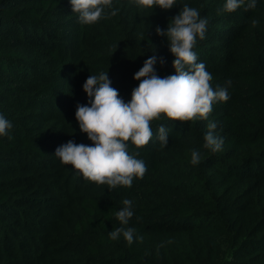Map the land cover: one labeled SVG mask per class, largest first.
<instances>
[{
	"label": "trees",
	"instance_id": "trees-1",
	"mask_svg": "<svg viewBox=\"0 0 264 264\" xmlns=\"http://www.w3.org/2000/svg\"><path fill=\"white\" fill-rule=\"evenodd\" d=\"M225 3L176 0L165 11L113 0L85 25L69 0H0V115L12 124L0 136V264H264V0L231 13ZM185 4L208 20L193 51L229 99L206 120L154 121L144 148L129 143L147 168L130 188L86 181L55 156L70 140L92 145L75 118L77 106H90L84 83L107 73L128 103L153 54L156 75H174L156 29L166 32ZM209 122L224 141L216 153L203 148ZM124 199L132 201L123 226L135 230L130 245L109 236L122 227Z\"/></svg>",
	"mask_w": 264,
	"mask_h": 264
},
{
	"label": "clouds",
	"instance_id": "clouds-1",
	"mask_svg": "<svg viewBox=\"0 0 264 264\" xmlns=\"http://www.w3.org/2000/svg\"><path fill=\"white\" fill-rule=\"evenodd\" d=\"M72 13L78 14L79 21L85 25L95 24L102 18L106 8H111L113 0H69ZM146 9L155 7L169 10L176 0H135ZM246 5L247 9L256 6V0H226L223 11L231 13ZM116 11L110 13L115 16ZM253 26L257 24L252 21ZM208 20L201 18L200 12L185 4L169 22L166 32L156 29L158 36L166 37L168 48L174 60V75L161 78L155 73L157 56L153 54L133 79L140 81L131 93V100L125 103L117 89L111 86L107 73L98 77L89 75L83 91L91 98L90 106H77L75 118L79 129L92 142L91 146L68 141L58 147L55 156L63 165H69L86 181L96 185H106L108 189L117 186L130 188L134 179H142L147 171L141 159L129 153V143L136 149L147 146L152 137V123L161 119L185 124L206 120L216 102L229 99L227 87L214 90L212 74L204 63H197L193 51L197 40L205 38ZM163 64V59L160 60ZM228 85L231 84L229 80ZM11 122L0 115V136H8ZM217 125L209 122L204 136L203 148L216 153L221 150L223 139L214 134ZM168 131L164 126L158 128L157 138L161 147L168 143ZM10 138V137H9ZM202 156L199 150L191 153V163L198 165ZM123 207L116 213L122 227L109 233L112 240L120 235L130 245L134 239V229H125L133 216L132 201L124 199ZM142 239V238H141Z\"/></svg>",
	"mask_w": 264,
	"mask_h": 264
},
{
	"label": "rangeland",
	"instance_id": "rangeland-1",
	"mask_svg": "<svg viewBox=\"0 0 264 264\" xmlns=\"http://www.w3.org/2000/svg\"><path fill=\"white\" fill-rule=\"evenodd\" d=\"M248 12V11H247Z\"/></svg>",
	"mask_w": 264,
	"mask_h": 264
}]
</instances>
